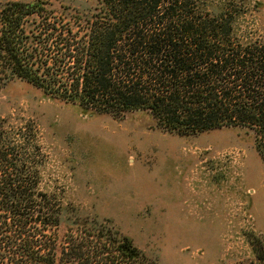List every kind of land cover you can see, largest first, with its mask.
<instances>
[{
  "label": "trees",
  "instance_id": "trees-1",
  "mask_svg": "<svg viewBox=\"0 0 264 264\" xmlns=\"http://www.w3.org/2000/svg\"><path fill=\"white\" fill-rule=\"evenodd\" d=\"M258 0L0 2V93L22 81L86 115L149 116L193 137L231 128L264 162ZM1 107V102H0ZM37 126L0 113V264H157L43 181ZM264 264V240L247 237Z\"/></svg>",
  "mask_w": 264,
  "mask_h": 264
},
{
  "label": "rangeland",
  "instance_id": "rangeland-1",
  "mask_svg": "<svg viewBox=\"0 0 264 264\" xmlns=\"http://www.w3.org/2000/svg\"><path fill=\"white\" fill-rule=\"evenodd\" d=\"M40 1L59 9L72 0ZM0 102L13 125L37 126L45 186L64 189L67 203L110 222L157 264H246L247 237L264 240V162L243 131L184 137L145 114L86 115L22 81Z\"/></svg>",
  "mask_w": 264,
  "mask_h": 264
}]
</instances>
